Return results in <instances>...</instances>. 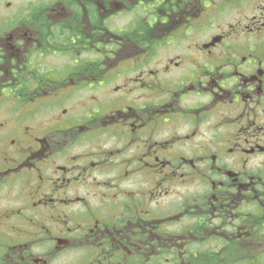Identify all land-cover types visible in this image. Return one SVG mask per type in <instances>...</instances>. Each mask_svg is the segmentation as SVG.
<instances>
[{
  "label": "flooded vegetation",
  "instance_id": "obj_1",
  "mask_svg": "<svg viewBox=\"0 0 264 264\" xmlns=\"http://www.w3.org/2000/svg\"><path fill=\"white\" fill-rule=\"evenodd\" d=\"M0 264H264V0H0Z\"/></svg>",
  "mask_w": 264,
  "mask_h": 264
}]
</instances>
